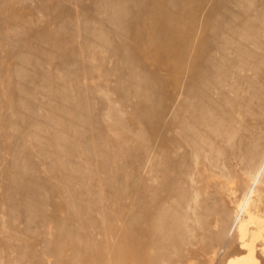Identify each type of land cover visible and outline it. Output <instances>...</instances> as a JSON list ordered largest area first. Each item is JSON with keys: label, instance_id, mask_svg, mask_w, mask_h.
Wrapping results in <instances>:
<instances>
[{"label": "rangeland", "instance_id": "374dc122", "mask_svg": "<svg viewBox=\"0 0 264 264\" xmlns=\"http://www.w3.org/2000/svg\"><path fill=\"white\" fill-rule=\"evenodd\" d=\"M244 241L264 264V0H0V264Z\"/></svg>", "mask_w": 264, "mask_h": 264}, {"label": "bare ground", "instance_id": "6f19581e", "mask_svg": "<svg viewBox=\"0 0 264 264\" xmlns=\"http://www.w3.org/2000/svg\"><path fill=\"white\" fill-rule=\"evenodd\" d=\"M246 235V232H244V235L243 237ZM244 247H247L249 249V253H250V258L247 259L248 262L246 261H238V263L236 264H252V261H253V254H254V248L252 247V245H249L247 242L244 241ZM246 262V263H245Z\"/></svg>", "mask_w": 264, "mask_h": 264}]
</instances>
